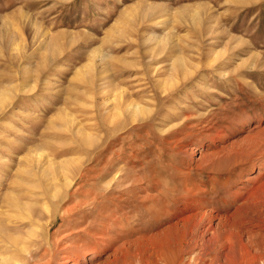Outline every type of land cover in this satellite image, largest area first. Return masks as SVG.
<instances>
[{
	"label": "rangeland",
	"instance_id": "1",
	"mask_svg": "<svg viewBox=\"0 0 264 264\" xmlns=\"http://www.w3.org/2000/svg\"><path fill=\"white\" fill-rule=\"evenodd\" d=\"M80 162L97 170L88 183L122 184L139 202L184 178L222 194L184 208H237L253 190L264 198V0H0V264H34L28 207L50 209L44 188ZM190 216L67 264L176 260ZM229 238L240 256L246 237ZM14 239L15 261L3 250Z\"/></svg>",
	"mask_w": 264,
	"mask_h": 264
},
{
	"label": "bare ground",
	"instance_id": "2",
	"mask_svg": "<svg viewBox=\"0 0 264 264\" xmlns=\"http://www.w3.org/2000/svg\"><path fill=\"white\" fill-rule=\"evenodd\" d=\"M83 165L84 163L80 162L73 168V178L66 176L57 178L55 182H48L43 196L52 203L50 209L47 204L41 209L28 207V221L23 225L39 227V231L34 230V249L30 252L34 264H67L73 260L77 262L89 253L100 258L110 249L120 253L123 247L133 244L134 234L142 237L163 235L170 229L179 227L184 222L183 215L188 213H193L194 216L190 217L198 219L190 233V240L182 246L176 260L165 257L162 259L164 264H188L184 258L193 255L195 264H264V198H258V190H251L252 192L246 195L245 203L237 208L233 205L220 207L217 201L184 208L192 197L195 199L204 194H211L215 200H219L222 196L216 186L204 192L200 187L191 184L188 178H184L173 187L161 190L156 196L146 195L142 202H139L141 198L137 192L127 190L122 184L116 186L121 187L120 189L113 188L108 191L100 189L98 184L95 186L88 183L96 177L93 174L95 168ZM78 180L80 183H77ZM74 188L76 191L72 193ZM129 198L136 200L137 204L128 202ZM232 209H235V212L230 217L227 214ZM237 213H244L243 225L234 224L232 221L229 223ZM133 215H139V218ZM44 219L45 222L40 223ZM59 219L63 221L61 227L51 233L52 225ZM135 220H139L138 229L134 225L135 229L132 227ZM216 220L219 223L214 225ZM235 229L246 237L240 249V256L229 238V234ZM3 250L15 251L14 261L18 259L15 255V239L10 247ZM77 252L80 253L78 256ZM212 253H218L217 257H210ZM6 261L2 260L3 263Z\"/></svg>",
	"mask_w": 264,
	"mask_h": 264
}]
</instances>
